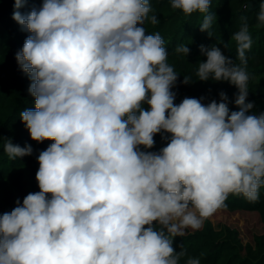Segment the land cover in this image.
Segmentation results:
<instances>
[{"label":"clouds","instance_id":"clouds-1","mask_svg":"<svg viewBox=\"0 0 264 264\" xmlns=\"http://www.w3.org/2000/svg\"><path fill=\"white\" fill-rule=\"evenodd\" d=\"M27 3L14 0L12 14L29 33L15 59L34 97L19 119L32 141L52 143L37 156L39 191L0 213V264H201L174 238L200 231L229 195L255 203L264 188V111L248 101V18L232 36L239 64L219 47L199 48L207 59L198 80L235 86L232 110L224 91L207 104L175 103L179 74L162 36L144 27L159 22L152 0H42L22 13ZM168 3L203 14L200 31L212 36L213 0ZM174 51L190 54L184 44ZM156 135L166 146L151 151ZM0 142L9 160L33 155L30 144Z\"/></svg>","mask_w":264,"mask_h":264},{"label":"trees","instance_id":"trees-1","mask_svg":"<svg viewBox=\"0 0 264 264\" xmlns=\"http://www.w3.org/2000/svg\"><path fill=\"white\" fill-rule=\"evenodd\" d=\"M41 3L42 0H28L20 11L27 13L33 7L39 8ZM245 3L246 0H213L210 11L215 13L217 19L210 30L212 36H209L207 32L200 31L203 14L185 16L181 11L173 10L168 0H152L159 22L155 25L146 22L144 27L149 34L158 32L162 36L169 53L168 63L179 74L177 85L173 88L177 94L175 103H180L184 97H205L203 102L207 104L213 99L219 101V93L224 91L232 101L229 107L238 110L234 104L237 93L235 86L226 81L201 82L196 76V69L198 63L207 59L200 53V45L219 47L226 57L239 64L236 58L237 44L232 36L242 25L241 18L247 17L253 40L251 49L246 53V71L250 76L248 101L255 104L252 112L258 114L264 111V26H256L259 7L246 9ZM13 10L14 0H0V136L10 138L21 147L30 144L34 152L31 156L9 160L0 142V213L10 212L16 206L17 199L22 203L28 193L39 191L35 179L39 168L37 156L52 143L44 141L38 144L32 141L19 119L21 111L34 107V97L27 91L30 80L15 59L29 33L12 19ZM180 44L190 48V54L186 57L174 51ZM184 76L190 77L192 82L183 84ZM154 139L156 143L151 151H159L166 146L160 135ZM220 210L257 212L264 223V188L260 190L259 201L251 203L242 196L229 195L226 207ZM180 244H184L189 255L199 257L201 264H264V234L254 235L253 242H244L237 228L228 224L216 226L210 219L204 222L200 231H189L183 237L174 238L177 251ZM181 264H184L183 260Z\"/></svg>","mask_w":264,"mask_h":264},{"label":"rangeland","instance_id":"rangeland-1","mask_svg":"<svg viewBox=\"0 0 264 264\" xmlns=\"http://www.w3.org/2000/svg\"><path fill=\"white\" fill-rule=\"evenodd\" d=\"M209 219L212 220L216 226L219 224H228L231 227L237 228L240 231L244 242H253L254 235L264 234V223H262L257 212H229L219 210Z\"/></svg>","mask_w":264,"mask_h":264},{"label":"water","instance_id":"water-1","mask_svg":"<svg viewBox=\"0 0 264 264\" xmlns=\"http://www.w3.org/2000/svg\"><path fill=\"white\" fill-rule=\"evenodd\" d=\"M260 6L259 1L258 0H251V2L248 4V8L249 9H256Z\"/></svg>","mask_w":264,"mask_h":264}]
</instances>
